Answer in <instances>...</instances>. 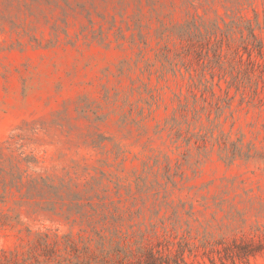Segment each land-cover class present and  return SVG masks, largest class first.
Here are the masks:
<instances>
[{"label": "rangeland", "instance_id": "374dc122", "mask_svg": "<svg viewBox=\"0 0 264 264\" xmlns=\"http://www.w3.org/2000/svg\"><path fill=\"white\" fill-rule=\"evenodd\" d=\"M150 251L264 264V0H0V264Z\"/></svg>", "mask_w": 264, "mask_h": 264}, {"label": "trees", "instance_id": "16d2710c", "mask_svg": "<svg viewBox=\"0 0 264 264\" xmlns=\"http://www.w3.org/2000/svg\"><path fill=\"white\" fill-rule=\"evenodd\" d=\"M253 252V250H245V254H250ZM183 264H189L184 259H182ZM144 264H165L164 261H162L161 258L158 257L157 252L150 251L149 256L146 262ZM180 264V263H177ZM205 264V263H204Z\"/></svg>", "mask_w": 264, "mask_h": 264}]
</instances>
